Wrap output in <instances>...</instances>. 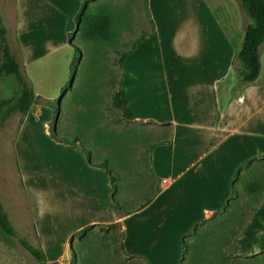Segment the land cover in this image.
I'll list each match as a JSON object with an SVG mask.
<instances>
[{"label": "crops", "instance_id": "crops-1", "mask_svg": "<svg viewBox=\"0 0 264 264\" xmlns=\"http://www.w3.org/2000/svg\"><path fill=\"white\" fill-rule=\"evenodd\" d=\"M167 1L168 7H158L156 0H147L152 28L125 57L118 88V97L134 121L172 130L165 143L149 149L146 188L136 192L118 181L112 189V181L100 167L88 164L63 142L77 153L80 175L76 179L69 181L64 172L56 171L53 180L37 182L18 160L24 189L35 203L37 236L46 252H52L56 243L65 250L82 228L114 224L121 227L125 254L145 264H180L182 240L208 213L228 203L241 164L264 154V80L243 84L236 96L222 103L225 91L219 84L232 66L230 52L223 48L222 30L214 32V20L205 13L211 6L207 0ZM51 2L16 0L17 41L24 52V67L37 58L41 47L49 49L46 37L38 44L30 38L34 23ZM45 183H53L52 190ZM148 193L150 201L144 207L139 208L142 202L130 207L119 203L136 204ZM236 247L242 257L264 254V201L238 234Z\"/></svg>", "mask_w": 264, "mask_h": 264}, {"label": "rangeland", "instance_id": "rangeland-1", "mask_svg": "<svg viewBox=\"0 0 264 264\" xmlns=\"http://www.w3.org/2000/svg\"><path fill=\"white\" fill-rule=\"evenodd\" d=\"M207 1L211 9H205V13L214 20L213 31L222 30L223 48L230 52L232 71L219 84L225 91L220 96L223 103L236 96L243 85L239 81L241 65L236 52L249 18L238 0ZM156 2L158 7L169 6L167 0ZM83 3L87 7L104 5L109 9L115 32L112 42L89 41L81 37L75 17L83 15ZM0 15L7 41L16 56L21 57L16 32V0H0ZM150 28L152 21L147 0H82L79 9L78 0H52L45 15L34 23L31 43L38 44L40 38L46 37L49 45L48 50L41 47L37 58L24 67V74L38 96L25 120V116L13 112L0 126V202L17 236L8 242L0 231V264H39L18 240L26 237L34 245L39 241L35 229L36 207L24 189L19 159L22 168L37 182L53 180L56 171L64 172L70 181L80 175L74 148L88 164L96 166L105 161L115 178L111 180L106 169L98 167L112 182L124 181L128 190L135 189L136 192L146 188L149 144L167 140L172 130L166 125L134 121L118 97L122 73L118 56L121 50L130 48L127 40L132 43V38ZM260 60V75L255 82L264 80V42L260 47ZM16 94L13 80L0 78V99ZM17 133L18 143L15 144ZM66 139H80L81 144L79 141L66 142ZM180 141L179 138L178 144ZM129 175L136 178L131 180ZM93 177L99 178L98 175ZM248 182H255L259 187L255 194L246 188ZM45 185L52 190L50 185L53 183ZM148 195L143 194L136 204L119 201L118 196L115 198L122 207H130L139 205ZM263 201L264 156L240 169L234 178V193L228 203L208 213L186 235L182 264H264V254L242 257L236 247V236L249 223L255 207ZM45 253L47 264L65 254H70L72 264H145L143 259L122 251L120 226H88L84 232L72 236L65 250L56 243L52 252Z\"/></svg>", "mask_w": 264, "mask_h": 264}, {"label": "trees", "instance_id": "trees-1", "mask_svg": "<svg viewBox=\"0 0 264 264\" xmlns=\"http://www.w3.org/2000/svg\"><path fill=\"white\" fill-rule=\"evenodd\" d=\"M239 6L249 18V22L245 26L242 42L240 48L236 52V57L241 65L240 70V83L247 84L254 82L260 75L261 60H260V47L264 42V0H238ZM83 15L76 16L77 29L81 37L85 40L96 41V42H112L115 37L113 20L109 9L104 5H95L93 7H87L85 3L82 4ZM148 32L140 33L131 43L130 48L121 50L118 56V63L122 67V63L125 57L137 47L142 39L148 36ZM0 78L9 77L13 80L15 87L17 88V94L14 97L0 99V126H2L6 119L13 113L18 112L25 116L30 107L35 103L38 95L35 94L32 85L28 81L24 74V61H23V49L19 45L21 51V57H17L12 51L6 37V28L2 23V17L0 15ZM61 139V138H59ZM68 142H74V140H66ZM167 140H160L149 144L150 148L156 145L163 144ZM264 156V154L262 155ZM251 159L246 160L241 165L245 166L250 163ZM96 166H100L106 169L107 173L112 180L114 175L111 170L106 166V162L96 163ZM236 170V176L238 174ZM235 178V177H234ZM112 189L116 187V184L112 182ZM246 188L252 190L251 192L257 191L259 187L255 182H248ZM231 196L234 193V186L232 185ZM156 191L153 192L155 194ZM150 198L145 199L139 208L144 207ZM116 208L120 205L114 200ZM121 213L125 211L120 210ZM101 227H114V224ZM85 228L80 229L76 234L84 232ZM244 229V228H243ZM242 229V230H243ZM192 230V229H191ZM190 230V231H191ZM0 231L4 235V238L8 242H12V239L16 236V231L9 220L8 214L5 211L2 203L0 202ZM122 236V233H121ZM238 235L236 236L237 239ZM22 247L39 263L47 264V256L43 250L40 242L36 245L31 243L26 237L18 238ZM183 253L186 248L185 240H182ZM149 264V263H146ZM182 264V261L181 263Z\"/></svg>", "mask_w": 264, "mask_h": 264}, {"label": "built area", "instance_id": "built-area-1", "mask_svg": "<svg viewBox=\"0 0 264 264\" xmlns=\"http://www.w3.org/2000/svg\"><path fill=\"white\" fill-rule=\"evenodd\" d=\"M44 126L45 129H47L48 126L46 124ZM49 264H72L71 256L70 254H65V256L61 258L49 261Z\"/></svg>", "mask_w": 264, "mask_h": 264}]
</instances>
